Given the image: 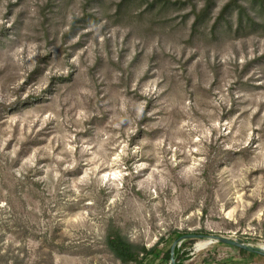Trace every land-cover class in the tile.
<instances>
[{"label": "rangeland", "instance_id": "1", "mask_svg": "<svg viewBox=\"0 0 264 264\" xmlns=\"http://www.w3.org/2000/svg\"><path fill=\"white\" fill-rule=\"evenodd\" d=\"M178 232L264 247V1L0 0V264H123L108 233Z\"/></svg>", "mask_w": 264, "mask_h": 264}, {"label": "trees", "instance_id": "2", "mask_svg": "<svg viewBox=\"0 0 264 264\" xmlns=\"http://www.w3.org/2000/svg\"><path fill=\"white\" fill-rule=\"evenodd\" d=\"M263 1L264 0H259V2L261 3H263ZM240 9L242 10L240 13V21H241L242 12L245 10V8L242 7ZM198 18L199 17H197V19ZM185 234H189V233H186V232L179 233L178 232V236L176 237V239ZM194 240L195 239L184 240L180 245L175 247L174 249L175 264H184L185 261L189 259V252L186 250V247L190 245L191 243H193ZM160 243H162V239L159 242H157L154 246L147 249L144 246H138V245L130 243L126 239L119 236L117 233H108L107 238H106V245L109 251L113 254V256L117 260H119L123 264H131V263L132 264H146V260L148 258H152V260L159 262L161 264H169L170 247H168L165 250L158 249V246ZM219 244H222V243H219ZM239 250L242 253L247 252L244 249L239 248ZM249 254L252 257L258 256L256 252L249 251Z\"/></svg>", "mask_w": 264, "mask_h": 264}, {"label": "water", "instance_id": "3", "mask_svg": "<svg viewBox=\"0 0 264 264\" xmlns=\"http://www.w3.org/2000/svg\"><path fill=\"white\" fill-rule=\"evenodd\" d=\"M187 239H209L210 242L222 243L230 246H235L240 249L248 250L250 252H256L264 255V247L251 246L241 243L239 240H232L229 238H224L221 236H208L203 234H185L177 238L170 247V261L169 264H175L174 249L176 246L180 245L184 240Z\"/></svg>", "mask_w": 264, "mask_h": 264}]
</instances>
